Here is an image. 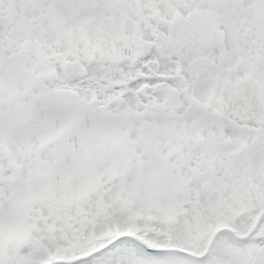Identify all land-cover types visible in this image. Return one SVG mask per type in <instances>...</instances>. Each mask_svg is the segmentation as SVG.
<instances>
[{"label": "snow or ice", "instance_id": "obj_1", "mask_svg": "<svg viewBox=\"0 0 264 264\" xmlns=\"http://www.w3.org/2000/svg\"><path fill=\"white\" fill-rule=\"evenodd\" d=\"M0 264H264V0H0Z\"/></svg>", "mask_w": 264, "mask_h": 264}]
</instances>
